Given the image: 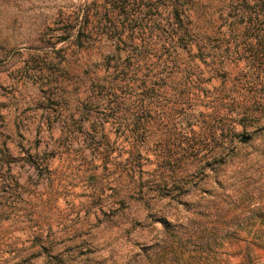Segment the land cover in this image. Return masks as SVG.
Here are the masks:
<instances>
[{
	"label": "rangeland",
	"instance_id": "1",
	"mask_svg": "<svg viewBox=\"0 0 264 264\" xmlns=\"http://www.w3.org/2000/svg\"><path fill=\"white\" fill-rule=\"evenodd\" d=\"M239 3L0 0V141L16 158L9 169L0 158V264H40L35 259L39 241L51 245V254L87 257L82 264H132L137 254L149 251L148 245L159 238L154 220L160 207L146 197L155 195L157 183L183 172L176 163L169 169L159 167L149 151L141 160L131 158L128 142L115 132L117 124L105 125L110 157L98 154L95 143L85 140L91 129L81 111L102 96L92 71L102 75L104 67L98 68L102 57L116 44L123 47L101 31L114 26V31H124V37L137 27L162 33L171 28L175 11L186 10L184 25L206 30L216 46L228 11ZM86 11L100 19L94 31L101 34L86 38L79 49L67 19H83ZM112 11L113 20L106 17ZM162 124L166 122L153 125ZM257 143L264 149V139ZM259 151L253 146L245 152L264 159ZM255 162L249 165L251 175L234 178L230 171L225 173L229 211L208 220L219 223V231L203 243L187 242L180 259L166 264H264V217L254 214L264 211V168L256 170ZM133 167L139 172L132 179ZM237 179L246 181L245 186L241 181L243 193L250 196L234 202L231 188ZM138 189L148 196L140 198ZM167 201L160 205L168 211L174 203Z\"/></svg>",
	"mask_w": 264,
	"mask_h": 264
},
{
	"label": "trees",
	"instance_id": "2",
	"mask_svg": "<svg viewBox=\"0 0 264 264\" xmlns=\"http://www.w3.org/2000/svg\"><path fill=\"white\" fill-rule=\"evenodd\" d=\"M175 12L171 28L162 33L137 27L124 37V31H114V26L101 31L123 47L116 44L102 57L98 67H104L102 75L92 71L102 96L81 111L91 129L84 138L95 143L98 154L110 157L105 125L113 123L117 124L115 132L128 142L131 158L141 160L149 151L159 167L169 169L176 163L183 172L176 179L156 184L157 199L146 197L160 207L154 220L159 238L148 245L149 251L137 254L132 264H166L180 259L187 242L203 243L221 228L208 220L229 211L225 173L230 171L234 178L251 175L252 160L259 164L253 168H264L263 158L245 152L257 146V155L264 157V149L257 143L264 139V0H240L239 5H232L216 46L206 30L184 25L186 10ZM115 14L112 11L106 17L113 20ZM98 20L89 11L83 13V19H67L79 49L84 48L86 38L101 34L94 31ZM213 79L219 83L210 84ZM165 122L162 128L153 125ZM0 158L8 169L16 159L5 141H0ZM138 170L133 167L130 171L132 179ZM140 180L142 176L137 183ZM241 181L237 179L238 184L231 188L234 202L250 196L243 193ZM138 191L139 197L148 196ZM165 198L174 203L172 211L161 208ZM263 213L254 214L263 220ZM37 246L40 251L35 259L40 264H82L87 260L63 256V252L51 254V245L43 241Z\"/></svg>",
	"mask_w": 264,
	"mask_h": 264
}]
</instances>
